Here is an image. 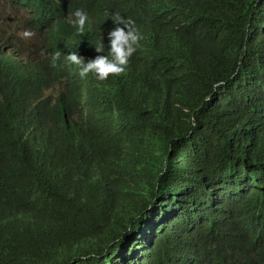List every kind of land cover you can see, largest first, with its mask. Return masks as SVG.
Here are the masks:
<instances>
[{
  "label": "trees",
  "instance_id": "1",
  "mask_svg": "<svg viewBox=\"0 0 264 264\" xmlns=\"http://www.w3.org/2000/svg\"><path fill=\"white\" fill-rule=\"evenodd\" d=\"M8 2L0 264H264V0ZM116 12L136 52L81 78Z\"/></svg>",
  "mask_w": 264,
  "mask_h": 264
},
{
  "label": "clouds",
  "instance_id": "2",
  "mask_svg": "<svg viewBox=\"0 0 264 264\" xmlns=\"http://www.w3.org/2000/svg\"><path fill=\"white\" fill-rule=\"evenodd\" d=\"M112 21L116 27L108 33L109 48L108 55H97L94 59H88L79 55L77 52H71L65 55V62L78 66L79 76L85 78L88 74H93L98 81H105L109 76L121 75L129 59L137 50V45L142 38L135 22L131 18L123 17L119 12L111 14ZM88 16L82 10H77L69 18V23L78 33L83 34ZM32 33L25 31L24 37H30ZM97 53L104 52L103 40L95 48ZM109 56L111 58H109ZM61 58V52L57 51L50 56L52 67H57V62Z\"/></svg>",
  "mask_w": 264,
  "mask_h": 264
},
{
  "label": "rangeland",
  "instance_id": "3",
  "mask_svg": "<svg viewBox=\"0 0 264 264\" xmlns=\"http://www.w3.org/2000/svg\"><path fill=\"white\" fill-rule=\"evenodd\" d=\"M0 11L6 14L7 19H13V20H17L19 19V17H22V13L20 14L19 11L16 10L15 7H12L10 5V3L8 2V0H0ZM24 18L20 19V23L23 21ZM26 38V37H25ZM28 39H32V40H36L35 37L31 38V37H27Z\"/></svg>",
  "mask_w": 264,
  "mask_h": 264
}]
</instances>
